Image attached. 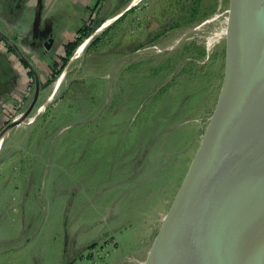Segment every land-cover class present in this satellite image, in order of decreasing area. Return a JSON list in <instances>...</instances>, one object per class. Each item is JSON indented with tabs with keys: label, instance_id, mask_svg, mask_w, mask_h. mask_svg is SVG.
<instances>
[{
	"label": "rangeland",
	"instance_id": "1",
	"mask_svg": "<svg viewBox=\"0 0 264 264\" xmlns=\"http://www.w3.org/2000/svg\"><path fill=\"white\" fill-rule=\"evenodd\" d=\"M126 1L45 88L32 113L47 104L42 114L7 132L0 208L11 200L27 215L24 246L0 264H156L164 253L175 222L165 220L230 83V35L207 40L229 30L233 0ZM3 227L9 237L14 225Z\"/></svg>",
	"mask_w": 264,
	"mask_h": 264
},
{
	"label": "water",
	"instance_id": "2",
	"mask_svg": "<svg viewBox=\"0 0 264 264\" xmlns=\"http://www.w3.org/2000/svg\"><path fill=\"white\" fill-rule=\"evenodd\" d=\"M228 34L232 39L228 90L210 116L203 147L191 161L180 203L170 211L171 218L168 214L165 220L175 221L174 230L156 264H196L207 247L217 242L212 228L221 213V190L227 184L238 194L231 216L230 264H264V0H233ZM17 51L23 56L20 49ZM73 58L74 55L68 65ZM30 66L36 76L33 99L1 131L0 137L24 122L39 101L41 81L36 68ZM201 167L203 174L196 187ZM180 207L185 208L183 213L174 214ZM165 234L164 227L160 241Z\"/></svg>",
	"mask_w": 264,
	"mask_h": 264
},
{
	"label": "crops",
	"instance_id": "3",
	"mask_svg": "<svg viewBox=\"0 0 264 264\" xmlns=\"http://www.w3.org/2000/svg\"><path fill=\"white\" fill-rule=\"evenodd\" d=\"M122 1L102 0L98 3V0H0V132L12 115L24 112L33 99L36 76L29 64L36 68L41 81L40 100L54 67L61 63L66 44L76 38L90 17L108 16L109 9L112 6H115L113 9L117 8ZM139 1L136 0L135 3ZM49 38L51 42H48ZM17 48L29 61L28 66ZM32 113L28 117L30 120L40 115L38 111L34 115ZM28 118L15 125L11 131L32 124L34 120L29 121ZM8 133L5 135L0 154ZM4 162H1V165ZM8 190L14 193L13 188ZM26 215L24 212L21 216L20 206L14 201L10 200L1 206L0 257L10 256L24 246L21 245L20 231L22 226L25 229ZM17 220L18 225L15 224ZM1 222L3 225H14L9 237L2 234L8 229H4ZM29 242L28 238L25 241L26 246Z\"/></svg>",
	"mask_w": 264,
	"mask_h": 264
},
{
	"label": "bare ground",
	"instance_id": "4",
	"mask_svg": "<svg viewBox=\"0 0 264 264\" xmlns=\"http://www.w3.org/2000/svg\"><path fill=\"white\" fill-rule=\"evenodd\" d=\"M135 2H136V0H133V2L131 4H134ZM119 15H120V13L116 14V16L108 19V21H106V23L103 25L102 29H104L109 24H111ZM214 19H216V17H212V18L207 19V20L205 19L206 20L205 23L211 22ZM228 20H226V23L228 22ZM223 32H224V34H226V33H228V30H225V31L223 30L221 32L217 31V32H214L213 35L209 36V38L207 40L208 49H210L216 43V41H219ZM94 36H92L91 38H88L87 40H85V42H82V44H80V46L74 52V54H73L74 58L72 59L71 62L76 61L77 59H79L84 54L86 48L91 43ZM65 75H66V72H64L59 77V79L55 83V86H54L55 89H54V91H52L53 93L49 96L46 103H49L52 100L56 91L58 90L59 86L61 85L62 81L64 80ZM46 105L47 104H44L42 109L39 110L38 115L43 111V109L45 108ZM34 119H35V116L33 118H31L30 121H33ZM4 139H5V134L0 137V149L3 145ZM221 175L222 174H220V176ZM228 185L229 184L226 185V188L221 190V195H220L221 213L219 215L218 221L215 223L214 227L212 228L216 237H220L222 242H219L218 239L216 238L217 242H214L211 247L210 246L207 247L206 252H204V255L201 256L199 260L198 259L196 260V262H195L196 264H206V262H204V260H203L204 258L208 261L209 264H230V258H231L232 247H233V233H232V228H231V225H232L231 216L233 213V207L235 204V200L238 198V194H237L236 190L234 189V187L228 188ZM184 210H185L184 207H180L177 213H183ZM198 215H199V213H198ZM221 250H222L223 257H225V260L223 262L221 260V256H222ZM218 254H219V257H218ZM148 259H149V257H148Z\"/></svg>",
	"mask_w": 264,
	"mask_h": 264
},
{
	"label": "trees",
	"instance_id": "5",
	"mask_svg": "<svg viewBox=\"0 0 264 264\" xmlns=\"http://www.w3.org/2000/svg\"><path fill=\"white\" fill-rule=\"evenodd\" d=\"M102 0H98V3H100ZM127 1L123 0L122 2H120V4L117 6V8H121L123 6V4H125ZM126 13V12H125ZM122 16H120L117 21H119L120 19H122V17L124 16V14ZM107 16L103 15L100 17H90V19L88 20V23H86L80 30L78 35L76 36V38L73 41H70L69 43L66 44L65 46V55H63L61 57L62 59V64L58 63L56 64V66L54 67L53 70V75L50 78L49 82L46 84L49 85L57 76L59 73H61V71L63 70V68L66 66V64L69 62L70 58L73 56L74 52L76 51L77 47L82 43V41L85 38L90 37L102 24L103 22L106 20ZM94 38L91 43H90V47H92V45L96 42V40L98 39ZM140 48V44H138L134 50H137ZM204 49H202L199 53V55L204 53ZM61 66V67H60Z\"/></svg>",
	"mask_w": 264,
	"mask_h": 264
},
{
	"label": "flooded vegetation",
	"instance_id": "6",
	"mask_svg": "<svg viewBox=\"0 0 264 264\" xmlns=\"http://www.w3.org/2000/svg\"><path fill=\"white\" fill-rule=\"evenodd\" d=\"M64 55H65V53H64ZM62 56H63V55H62ZM62 56H61V57H62ZM24 61H25V59H24ZM61 61H62V59H61ZM25 62H26L25 64L28 66V64H27L28 62H27V61H25ZM60 64H61V63H60ZM29 67H30V69H31L30 64H29ZM31 70H32V69H31ZM52 73H53V72H52ZM52 75H53V74H52ZM52 75H51V77H52ZM15 115H17V114H13V115H12V117L10 118V120L8 121V123L11 121V119H12ZM30 117H31V116H30ZM28 120L30 121L29 118H28ZM8 123H6V124L3 126L2 130L8 125ZM2 130H1V131H2ZM0 133H1V132H0ZM1 148H2V147H1ZM0 151H1V149H0Z\"/></svg>",
	"mask_w": 264,
	"mask_h": 264
},
{
	"label": "built area",
	"instance_id": "7",
	"mask_svg": "<svg viewBox=\"0 0 264 264\" xmlns=\"http://www.w3.org/2000/svg\"><path fill=\"white\" fill-rule=\"evenodd\" d=\"M155 48H158V46L157 45H155L154 46ZM21 115V113L20 114H17V115H15L12 119H11V121L12 120H15L16 118H18V116H20ZM208 125V124H207ZM207 127V126H206Z\"/></svg>",
	"mask_w": 264,
	"mask_h": 264
}]
</instances>
